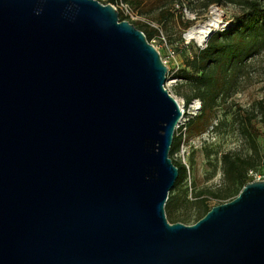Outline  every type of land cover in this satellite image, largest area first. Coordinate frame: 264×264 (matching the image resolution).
Masks as SVG:
<instances>
[{"label": "water", "instance_id": "95a60500", "mask_svg": "<svg viewBox=\"0 0 264 264\" xmlns=\"http://www.w3.org/2000/svg\"><path fill=\"white\" fill-rule=\"evenodd\" d=\"M168 71L112 3L0 0V264H264V179L168 219Z\"/></svg>", "mask_w": 264, "mask_h": 264}, {"label": "rangeland", "instance_id": "374dc122", "mask_svg": "<svg viewBox=\"0 0 264 264\" xmlns=\"http://www.w3.org/2000/svg\"><path fill=\"white\" fill-rule=\"evenodd\" d=\"M100 1L105 4L112 3V0ZM112 4L118 8L121 20L130 21L137 26L143 24L154 33L149 41L168 61L166 85L180 104L186 107L194 100H198L199 98H194L188 104L187 96L192 94V89L183 77V73L185 70H191L187 61L194 57L202 44L194 38H188L186 33L193 26L209 20L213 6L223 11L225 22L232 19L233 23L239 7L226 0H218V2L203 0L195 6L192 4L190 8V4H187L188 14L184 12V8H176V14L168 21L162 22L156 16L157 8H153L151 12H148L151 8H147V14H140L126 0H115ZM189 21L190 26H185L184 23ZM250 75L244 92L239 91L235 94L238 105L243 107H250L255 101L264 97L263 74L257 73L255 68H252ZM240 119V114L236 110L228 113L222 110L213 118L212 124L201 132L189 128L176 130L174 138L182 137V144L172 158L177 162H186L188 174L183 181L175 184L170 192L166 207L170 222L194 224L205 207L212 208L236 196L242 186L228 174V165L223 160V156L227 153L231 158L250 159L254 163V167L245 171L247 183L264 179V120L258 124L262 135L257 140V148L252 149L242 135ZM183 146L186 152L180 154ZM252 169L255 175H250ZM204 191H212L224 196L222 198L202 196L201 193ZM203 197L206 200H202Z\"/></svg>", "mask_w": 264, "mask_h": 264}, {"label": "trees", "instance_id": "16d2710c", "mask_svg": "<svg viewBox=\"0 0 264 264\" xmlns=\"http://www.w3.org/2000/svg\"><path fill=\"white\" fill-rule=\"evenodd\" d=\"M126 1L140 14H147L153 8H157L156 16L160 21L166 22L176 14L175 4L182 0ZM200 1L203 0H192L190 7L192 4L197 5ZM210 1L218 2V0ZM226 1L239 7L234 23L227 30L216 32L205 47L199 48L194 57L187 61L191 70H185L183 73V77L192 89V94L187 96L188 104L194 98H199L202 102L200 112L190 119L187 128L201 132L212 124L213 118L220 111L228 113L236 110L241 117L242 135L251 148L256 149L257 140L262 135L258 124L264 120V97L255 101L250 107H243L238 105L235 94L239 91L244 92L252 68L264 76V0ZM111 2L115 3V0ZM147 8L151 9L147 12ZM184 24L190 26V21ZM137 27L145 32L148 39L154 36V33L143 24ZM235 106L236 109H234ZM181 144L182 137H175L171 157L180 150ZM223 160L228 165V174L241 184L240 192L247 183L245 171L254 167V163L250 159L231 158L229 153L223 156ZM174 162L180 170L177 184L186 178L188 168L183 162L175 160ZM201 195L215 198L224 196L212 191H204ZM202 200H206L205 197ZM209 209L208 206L205 207L200 212L199 219Z\"/></svg>", "mask_w": 264, "mask_h": 264}, {"label": "bare ground", "instance_id": "6f19581e", "mask_svg": "<svg viewBox=\"0 0 264 264\" xmlns=\"http://www.w3.org/2000/svg\"><path fill=\"white\" fill-rule=\"evenodd\" d=\"M225 26L224 13L216 6L212 7V16L209 20L193 26L186 33L188 38H194L199 44H205L210 33Z\"/></svg>", "mask_w": 264, "mask_h": 264}, {"label": "built area", "instance_id": "2783aa9c", "mask_svg": "<svg viewBox=\"0 0 264 264\" xmlns=\"http://www.w3.org/2000/svg\"><path fill=\"white\" fill-rule=\"evenodd\" d=\"M191 1L192 0H182V1H180V2H178V3L175 4V9L176 8H184V12L186 14H188V10L189 9L187 7V4H191ZM189 8H190V5H189ZM232 24H233V21L231 19V20L225 22V26L222 27L221 29H219V31H225V30H227L228 28H230L232 26ZM206 45L207 44H202V47H205ZM163 60L166 63L168 62L164 58H163ZM187 106L188 105H186V107H185V105H183V106L181 105V108H182V118L180 119L179 124L176 127V130H178L180 128L187 129V127H188L187 125L190 122V119L192 117H194L195 115H197L200 112V110L202 108V102L199 99L198 100H194L193 103L190 104V106H188V107ZM185 152H186V149L183 146L180 154H184ZM184 164H186V162ZM250 175H255V172H254L253 169L251 170ZM257 180H259V179H257Z\"/></svg>", "mask_w": 264, "mask_h": 264}]
</instances>
